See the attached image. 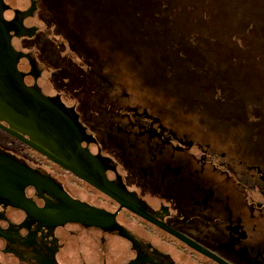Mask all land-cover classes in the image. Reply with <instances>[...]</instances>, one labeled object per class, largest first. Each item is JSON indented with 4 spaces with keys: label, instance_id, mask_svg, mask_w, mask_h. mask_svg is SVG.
<instances>
[{
    "label": "rangeland",
    "instance_id": "374dc122",
    "mask_svg": "<svg viewBox=\"0 0 264 264\" xmlns=\"http://www.w3.org/2000/svg\"><path fill=\"white\" fill-rule=\"evenodd\" d=\"M37 2L66 68L51 90L130 189L177 220L168 191H264V0ZM191 226L213 248L224 234Z\"/></svg>",
    "mask_w": 264,
    "mask_h": 264
},
{
    "label": "flooded vegetation",
    "instance_id": "af4514ba",
    "mask_svg": "<svg viewBox=\"0 0 264 264\" xmlns=\"http://www.w3.org/2000/svg\"><path fill=\"white\" fill-rule=\"evenodd\" d=\"M42 8L37 0H20L19 4L0 0V150L90 206L112 214L111 219L173 256L178 264H264L263 190L168 191L171 205L180 208L181 219L177 220L161 201L153 204L141 191L127 186L114 159L103 152L84 123L76 103L51 90L50 85L58 82V69L66 68L59 61L56 45L49 46L50 39L30 22L34 15L42 18ZM77 146L87 160L75 162ZM68 156L80 171L91 169L82 162H91L116 199L57 163L67 162ZM154 195L164 197L161 191H150ZM124 204L145 210L221 262L190 248ZM192 221L219 226L224 234L215 247L204 243L220 255L194 239L202 235V229L191 226Z\"/></svg>",
    "mask_w": 264,
    "mask_h": 264
},
{
    "label": "water",
    "instance_id": "95a60500",
    "mask_svg": "<svg viewBox=\"0 0 264 264\" xmlns=\"http://www.w3.org/2000/svg\"><path fill=\"white\" fill-rule=\"evenodd\" d=\"M78 151L77 146L75 162L86 159ZM67 158L57 163L115 198L91 162H82L91 169L80 171L72 157ZM124 206L190 248L220 261L145 210L133 204ZM112 217L0 150V264H178L173 256Z\"/></svg>",
    "mask_w": 264,
    "mask_h": 264
}]
</instances>
